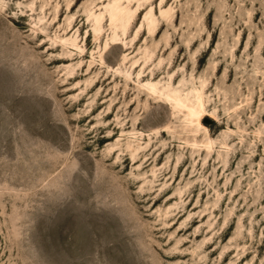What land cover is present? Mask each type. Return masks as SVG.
<instances>
[{"label": "rangeland", "instance_id": "rangeland-1", "mask_svg": "<svg viewBox=\"0 0 264 264\" xmlns=\"http://www.w3.org/2000/svg\"><path fill=\"white\" fill-rule=\"evenodd\" d=\"M0 264H264V0H0Z\"/></svg>", "mask_w": 264, "mask_h": 264}, {"label": "bare ground", "instance_id": "bare-ground-1", "mask_svg": "<svg viewBox=\"0 0 264 264\" xmlns=\"http://www.w3.org/2000/svg\"><path fill=\"white\" fill-rule=\"evenodd\" d=\"M148 90L150 94L154 96L156 95V97L158 98H164L166 101L170 102L172 106H174L173 108L178 110L179 112L186 111L187 113L186 117L190 120L189 124H191V126L196 127V131L197 129L204 127L202 125L201 119L204 113L206 112V110H205L204 94L202 93L201 90L198 89L195 91L196 95L194 101L190 100L188 94L186 98L183 99L181 94L162 91L158 89L156 85L148 86ZM164 131L165 129L162 132Z\"/></svg>", "mask_w": 264, "mask_h": 264}]
</instances>
